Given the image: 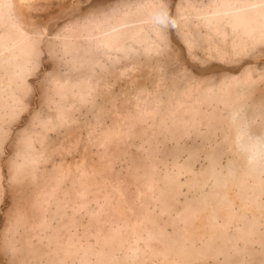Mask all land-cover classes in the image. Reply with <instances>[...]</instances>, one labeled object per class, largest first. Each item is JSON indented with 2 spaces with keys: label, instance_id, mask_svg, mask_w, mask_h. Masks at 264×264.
Returning <instances> with one entry per match:
<instances>
[{
  "label": "bare ground",
  "instance_id": "bare-ground-1",
  "mask_svg": "<svg viewBox=\"0 0 264 264\" xmlns=\"http://www.w3.org/2000/svg\"><path fill=\"white\" fill-rule=\"evenodd\" d=\"M34 3L0 0L8 264H254L264 0H96L46 20L31 16ZM202 131L231 152L218 170L213 157L191 168L167 146ZM129 142L145 157L125 181L106 172V156ZM173 185L197 193L172 210Z\"/></svg>",
  "mask_w": 264,
  "mask_h": 264
},
{
  "label": "rangeland",
  "instance_id": "rangeland-1",
  "mask_svg": "<svg viewBox=\"0 0 264 264\" xmlns=\"http://www.w3.org/2000/svg\"><path fill=\"white\" fill-rule=\"evenodd\" d=\"M95 1L96 0H33V3L35 2L34 3L35 5L31 6L32 9L29 8L31 9L29 10V13H31L32 17L34 16L33 18L35 17L38 18L39 16V17H42L44 20L48 19L49 17H52L53 15H57L59 13H63V17H67V13H70L71 11H73V9L79 8V7L85 9V7L93 4ZM38 11H39V15L37 13ZM69 15L70 14H68V16ZM159 132H161V130L158 129L157 130L158 137L157 139L155 138L156 143L158 142L156 145V147L158 148H157V151L155 152V156L157 158H160V156L164 152L163 151L164 147L163 149L160 148L162 146V140L159 139L161 137L159 135ZM200 135L202 136L200 137ZM141 136L134 137L133 139L136 140L134 142L141 140ZM167 146L169 147L171 152L174 153L175 155L179 156L182 159L187 158V161L189 162V164H191V168H194V169L199 167L200 163L201 165H204L205 163H207L208 160L210 161V163H213L212 161V157H213L215 159V162H214L215 168L218 170L219 167L222 166L223 163H225L227 159V155L228 157H230V154H231L229 149L226 148V146L224 145V143H222L220 139L218 138L214 139L212 135H209L207 133L205 134L203 131L199 135H196V136L191 133L189 138L181 137V138H178V140L176 141H169ZM93 149L95 150V148ZM107 153L108 155L106 156L107 162H106V169H105L106 172L109 174L113 171L111 174H116L118 175L120 179L125 180V181L131 179L132 177L131 173L134 171L133 170L134 167H136L139 161L141 163L145 157L144 151L142 149L136 148L131 142H129L128 144L124 143L123 146H120L118 148H111L109 151L107 150ZM95 154L96 153L94 152L93 157L96 158ZM174 174L178 176L176 172ZM181 178H183V174ZM125 185L127 186V184H124L122 185V187H123V191L126 193L125 197L128 198V193L132 191V188L130 187L132 185L130 186L128 185L127 187ZM208 186L209 185L204 186L203 189L205 188L207 189ZM179 189H181V191ZM195 193H197V189L195 188L187 190L185 186L173 185L172 210L179 208L184 203L185 198L189 199L193 197ZM1 247H2V244L0 240V264H8L10 256L4 255L1 250ZM252 253H254V256L257 257L256 262L254 264H264V247L261 249V247L256 245L254 246V249H252ZM206 263L211 264V261L208 260V262Z\"/></svg>",
  "mask_w": 264,
  "mask_h": 264
}]
</instances>
